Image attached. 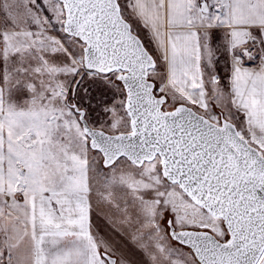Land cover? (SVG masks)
I'll use <instances>...</instances> for the list:
<instances>
[{"label":"snow or ice","instance_id":"1","mask_svg":"<svg viewBox=\"0 0 264 264\" xmlns=\"http://www.w3.org/2000/svg\"><path fill=\"white\" fill-rule=\"evenodd\" d=\"M0 264H264V0H0Z\"/></svg>","mask_w":264,"mask_h":264}]
</instances>
